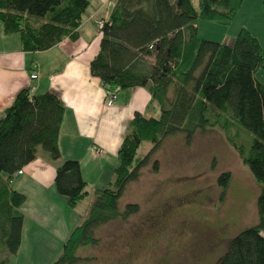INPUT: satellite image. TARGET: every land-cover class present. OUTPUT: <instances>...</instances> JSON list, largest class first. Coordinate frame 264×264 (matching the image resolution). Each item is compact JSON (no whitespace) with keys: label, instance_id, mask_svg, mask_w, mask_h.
Listing matches in <instances>:
<instances>
[{"label":"trees","instance_id":"16d2710c","mask_svg":"<svg viewBox=\"0 0 264 264\" xmlns=\"http://www.w3.org/2000/svg\"><path fill=\"white\" fill-rule=\"evenodd\" d=\"M244 0H116L100 27L99 50L90 61V73L105 90L147 87L159 105V115L136 112L117 153L114 179L95 191L87 217L69 234L52 264H75L76 250L94 245L103 224L136 213V203L119 210L126 186L136 181L151 155L169 136L183 133L189 143L195 132L232 123L248 130V147L230 142L239 151L258 186L257 222L232 236L216 264H264V49L246 28L231 44L198 37V20L228 25ZM264 2V0H263ZM90 0H0L5 33L17 32L26 51L46 50L65 36L75 38ZM36 17V18H34ZM35 23H32V21ZM151 59V60H150ZM64 105L52 92L19 91L0 115V264H9L21 241L23 194L11 189L13 174L32 161L38 147L51 159L60 156L58 133ZM144 141L152 147L141 158ZM157 169V161L153 162ZM231 174L223 172L217 184L223 197ZM54 185L75 207L88 193L78 160L56 167Z\"/></svg>","mask_w":264,"mask_h":264},{"label":"rangeland","instance_id":"374dc122","mask_svg":"<svg viewBox=\"0 0 264 264\" xmlns=\"http://www.w3.org/2000/svg\"><path fill=\"white\" fill-rule=\"evenodd\" d=\"M193 3L197 6V0ZM197 26L198 37L218 42L244 26L264 43V4L228 25L198 20ZM256 78L264 82V70ZM228 120L232 125L226 128L216 125L195 132L189 143L183 133L166 137L119 199L120 211L128 203H136L139 210L100 226L94 233L96 244L76 250L87 259L75 264H216L228 240L257 222L259 186L228 138L248 147L253 135ZM151 147L150 141L142 142L136 158ZM223 172L231 180L222 199L217 180ZM94 200L90 191L76 206L80 222Z\"/></svg>","mask_w":264,"mask_h":264},{"label":"crops","instance_id":"0c3cea01","mask_svg":"<svg viewBox=\"0 0 264 264\" xmlns=\"http://www.w3.org/2000/svg\"><path fill=\"white\" fill-rule=\"evenodd\" d=\"M115 1L90 0L76 37L65 36L46 50H24L19 34L5 33L0 21V115L19 91L30 87L34 93H54L64 105L58 133L60 156L53 160L38 147L36 157L10 182L11 189L25 199L18 207L23 215L20 246L9 264H51L80 223L78 204L69 206L54 185L60 163L78 160L87 194L91 191L95 195L96 190L107 188L114 179L117 153L134 114L159 115V105L144 86L120 89L114 103L107 106L106 90L100 79L90 73V61L101 39L98 24L109 18ZM260 3L264 4L263 0H244L236 17L255 13ZM246 29L264 49L260 37ZM235 35L221 42L231 44ZM32 69L37 70L36 79L30 78ZM92 146L102 152L92 153Z\"/></svg>","mask_w":264,"mask_h":264},{"label":"built area","instance_id":"2783aa9c","mask_svg":"<svg viewBox=\"0 0 264 264\" xmlns=\"http://www.w3.org/2000/svg\"><path fill=\"white\" fill-rule=\"evenodd\" d=\"M102 24H103L102 22H99V24H98L99 28L102 26ZM34 66H36V65H34ZM37 76H38L37 70L36 69H32V71L30 72V78L31 79H36ZM118 91L119 90L117 88L116 89H112V90H106L105 103H106L107 106H111L114 103L115 99L117 98ZM33 93H34L33 88H31V87L28 88V94L32 95ZM91 151H92V153H96V154L102 152V150L100 148L96 147V146H92ZM21 173H22V169L17 170L13 174V178L16 177L17 175H20Z\"/></svg>","mask_w":264,"mask_h":264}]
</instances>
